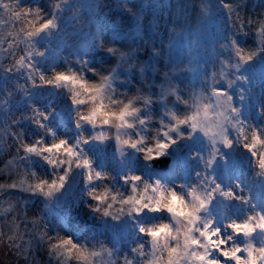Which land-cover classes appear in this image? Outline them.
I'll use <instances>...</instances> for the list:
<instances>
[{"label": "snow or ice", "instance_id": "snow-or-ice-1", "mask_svg": "<svg viewBox=\"0 0 264 264\" xmlns=\"http://www.w3.org/2000/svg\"><path fill=\"white\" fill-rule=\"evenodd\" d=\"M0 264H264V0H0Z\"/></svg>", "mask_w": 264, "mask_h": 264}, {"label": "rangeland", "instance_id": "rangeland-1", "mask_svg": "<svg viewBox=\"0 0 264 264\" xmlns=\"http://www.w3.org/2000/svg\"><path fill=\"white\" fill-rule=\"evenodd\" d=\"M132 2L134 3V2H136V0H132Z\"/></svg>", "mask_w": 264, "mask_h": 264}]
</instances>
